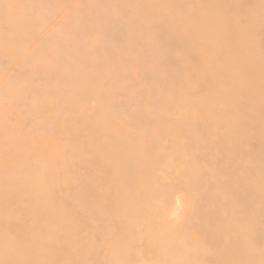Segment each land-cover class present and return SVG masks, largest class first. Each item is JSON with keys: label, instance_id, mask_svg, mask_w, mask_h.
Returning a JSON list of instances; mask_svg holds the SVG:
<instances>
[{"label": "rangeland", "instance_id": "374dc122", "mask_svg": "<svg viewBox=\"0 0 264 264\" xmlns=\"http://www.w3.org/2000/svg\"><path fill=\"white\" fill-rule=\"evenodd\" d=\"M0 264H264V0H0Z\"/></svg>", "mask_w": 264, "mask_h": 264}]
</instances>
